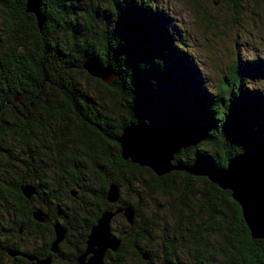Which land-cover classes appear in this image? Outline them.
I'll return each mask as SVG.
<instances>
[{
	"label": "trees",
	"instance_id": "trees-1",
	"mask_svg": "<svg viewBox=\"0 0 264 264\" xmlns=\"http://www.w3.org/2000/svg\"><path fill=\"white\" fill-rule=\"evenodd\" d=\"M220 1L229 25L253 15L248 0ZM24 7L25 0H0V264H35L22 255L54 264L59 247L77 264L102 212L118 206L133 211L120 188L139 182L144 195L174 194L168 206L172 224L154 239L155 224L141 216L136 222L138 210L131 225L115 215L112 220L120 217L127 232H111L119 245L106 251L103 264H264V239L250 238L229 192L202 176L251 148H264V95L243 99L237 60L226 64L213 95L178 101L165 91L156 95L147 84L150 78L162 88L186 81L176 59L168 64L161 13L152 4L39 0L40 29ZM92 61L110 65L113 78L90 77L82 65ZM82 74L108 104L84 93ZM124 127L165 148L181 170L156 176L122 160L115 139ZM111 183L119 188L114 204L104 200ZM26 185L34 188L29 199L20 192ZM37 211L43 222L33 218ZM54 224L64 235L51 252ZM45 236L49 241L32 250L18 242Z\"/></svg>",
	"mask_w": 264,
	"mask_h": 264
},
{
	"label": "rangeland",
	"instance_id": "rangeland-1",
	"mask_svg": "<svg viewBox=\"0 0 264 264\" xmlns=\"http://www.w3.org/2000/svg\"><path fill=\"white\" fill-rule=\"evenodd\" d=\"M143 1L152 4L161 13L159 22L170 52L168 64L176 59L186 80L183 85L173 84L162 88L150 78L147 84L156 95L162 96L165 91L170 99L184 102L191 100L194 95H213L218 89L220 74L226 69V64L235 59L242 70L243 99L250 100L252 97L255 100V96L264 95V0L257 4L248 0L246 6L251 8L253 15L240 17L237 23L231 25L223 20L229 14L220 0ZM201 11L207 19L214 21V27L208 25V20L201 16ZM57 37L60 38V35ZM173 50H177L181 56L174 57L171 53ZM79 86L86 91L85 94L90 95L93 102L97 103L102 98L108 104L106 101L109 99L103 97L100 88L94 81H87L84 74L79 77ZM142 179L145 180V177ZM140 184L121 187V197L125 204L133 207L134 212L138 210L139 218L136 222L140 221V216L143 220L151 219L155 224L151 234L157 239L162 234V229L169 228L172 224L168 206L174 199V194L155 192L144 195L140 191ZM201 187V182L196 181L195 188L200 190ZM110 229L116 236L119 232H127L124 222L118 216L111 221ZM48 241L49 237L45 236L42 240L22 239L18 242L22 248L32 250ZM58 250L52 257V262L70 264V253L64 247H59ZM156 251L158 253V249Z\"/></svg>",
	"mask_w": 264,
	"mask_h": 264
},
{
	"label": "water",
	"instance_id": "water-1",
	"mask_svg": "<svg viewBox=\"0 0 264 264\" xmlns=\"http://www.w3.org/2000/svg\"><path fill=\"white\" fill-rule=\"evenodd\" d=\"M25 12L31 13L36 26L40 29L42 17L39 12V0H25ZM82 69L92 78L101 82H109L113 78L110 65H102L96 61L86 62ZM120 149L122 160H129L138 167L149 169L156 176H163L172 171L181 170L172 164V157L165 148L156 144L149 137L132 127H124L115 139ZM202 176L219 190L228 191L229 196L240 210L242 221L251 239H264V148H251L230 158L223 168H210L202 172ZM21 194L26 198L34 194L31 186L20 187ZM119 198V188L114 183L107 186L104 200L114 204ZM115 215H120L128 225L132 224L133 211L128 206H118L114 210L102 212L95 224L91 226L85 239V248L76 259L77 264H103L106 251L115 252L119 240L112 235L110 224ZM36 221L43 222L41 214L33 213ZM54 241L50 251L54 252L62 240L64 229L53 225ZM8 256L22 255L18 252L7 251ZM35 264H49V258L37 261L35 257L22 255ZM142 259H146L142 255Z\"/></svg>",
	"mask_w": 264,
	"mask_h": 264
}]
</instances>
